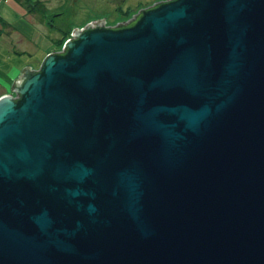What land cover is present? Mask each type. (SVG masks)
Returning <instances> with one entry per match:
<instances>
[{
  "label": "water",
  "instance_id": "95a60500",
  "mask_svg": "<svg viewBox=\"0 0 264 264\" xmlns=\"http://www.w3.org/2000/svg\"><path fill=\"white\" fill-rule=\"evenodd\" d=\"M12 90L0 264H264V0L74 28Z\"/></svg>",
  "mask_w": 264,
  "mask_h": 264
},
{
  "label": "rangeland",
  "instance_id": "374dc122",
  "mask_svg": "<svg viewBox=\"0 0 264 264\" xmlns=\"http://www.w3.org/2000/svg\"><path fill=\"white\" fill-rule=\"evenodd\" d=\"M41 1L0 0V97L13 93L12 85L25 67L39 69L48 54L63 50L65 42L61 40L67 33L87 25L97 15L92 12L95 15L87 18L81 11L86 8L85 0L76 7V0ZM151 1L121 0L120 4L125 10H136Z\"/></svg>",
  "mask_w": 264,
  "mask_h": 264
},
{
  "label": "flooded vegetation",
  "instance_id": "af4514ba",
  "mask_svg": "<svg viewBox=\"0 0 264 264\" xmlns=\"http://www.w3.org/2000/svg\"><path fill=\"white\" fill-rule=\"evenodd\" d=\"M120 1L121 0H101L97 3H91L89 0H85L83 1V5L86 6V8L81 11L87 15V18L95 15L92 12H97L96 17H94L93 20L89 21L88 24L102 23L108 27H114L117 25L131 24L144 10L156 7L159 3L166 0H152L151 2L142 3V5L139 6L136 10H125L124 6L120 4ZM79 2H82V0L74 1L73 7H76ZM59 7L63 8L62 3ZM76 13L79 14L78 12ZM85 26L86 25L80 28H83Z\"/></svg>",
  "mask_w": 264,
  "mask_h": 264
},
{
  "label": "trees",
  "instance_id": "16d2710c",
  "mask_svg": "<svg viewBox=\"0 0 264 264\" xmlns=\"http://www.w3.org/2000/svg\"><path fill=\"white\" fill-rule=\"evenodd\" d=\"M67 36H68V37H67ZM68 38H70V33H67V34L64 36L63 40H61V41L65 42ZM65 39H66V40H65ZM64 40H65V41H64ZM63 42H61L60 45H62Z\"/></svg>",
  "mask_w": 264,
  "mask_h": 264
}]
</instances>
